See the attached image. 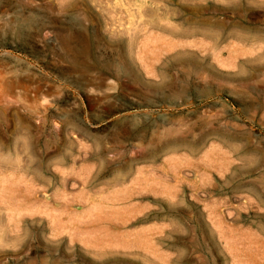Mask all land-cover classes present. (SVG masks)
Returning <instances> with one entry per match:
<instances>
[{
	"label": "rangeland",
	"instance_id": "374dc122",
	"mask_svg": "<svg viewBox=\"0 0 264 264\" xmlns=\"http://www.w3.org/2000/svg\"><path fill=\"white\" fill-rule=\"evenodd\" d=\"M0 264H264V0H0Z\"/></svg>",
	"mask_w": 264,
	"mask_h": 264
},
{
	"label": "bare ground",
	"instance_id": "6f19581e",
	"mask_svg": "<svg viewBox=\"0 0 264 264\" xmlns=\"http://www.w3.org/2000/svg\"><path fill=\"white\" fill-rule=\"evenodd\" d=\"M196 34H202V35H204V36H206V37H208L212 42H216V43H218V41H217V39L214 37V35H212V34H206V33H203V32H192V33H184L183 35H196ZM158 178V177H157ZM156 182V181H155ZM158 191V190H157ZM130 196V195H129ZM133 196V195H132Z\"/></svg>",
	"mask_w": 264,
	"mask_h": 264
}]
</instances>
